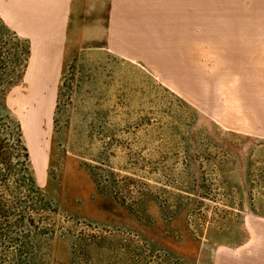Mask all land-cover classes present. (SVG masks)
Returning a JSON list of instances; mask_svg holds the SVG:
<instances>
[{
  "label": "rangeland",
  "instance_id": "1",
  "mask_svg": "<svg viewBox=\"0 0 264 264\" xmlns=\"http://www.w3.org/2000/svg\"><path fill=\"white\" fill-rule=\"evenodd\" d=\"M90 1L54 64L0 18V264H264V0L191 53L173 0L114 48Z\"/></svg>",
  "mask_w": 264,
  "mask_h": 264
},
{
  "label": "crops",
  "instance_id": "2",
  "mask_svg": "<svg viewBox=\"0 0 264 264\" xmlns=\"http://www.w3.org/2000/svg\"><path fill=\"white\" fill-rule=\"evenodd\" d=\"M173 1L174 4L171 5L175 6L174 10L180 13L178 21H181L182 27L191 28L185 32L181 31V35L187 38L186 41L184 39L182 41L185 44L183 50L191 53L190 44L195 43L194 28L199 26L189 18L199 17L196 8L201 4V0ZM91 2L92 0L90 4ZM105 3L102 7L104 6V10L107 11V29L109 27L112 29L111 46L113 48L116 43V33L121 32L117 27L121 18L133 24V29L143 28L144 33L146 28L152 27L154 22L168 20L166 12L169 5L166 0L165 5L156 0H107ZM86 4L89 6L88 0H0V18H3L19 36L27 39L32 57L40 53L41 56L43 54L42 57H46L45 59L53 60L54 64V61L59 59L58 54L67 44L69 37L74 35L73 29H78L76 25L70 24L74 19L72 15H78V12H81L80 7ZM120 13L123 16L120 17ZM190 20L192 22H189ZM139 32L137 31V34H140ZM150 32L147 33L150 35ZM127 44L132 45L129 42Z\"/></svg>",
  "mask_w": 264,
  "mask_h": 264
},
{
  "label": "trees",
  "instance_id": "3",
  "mask_svg": "<svg viewBox=\"0 0 264 264\" xmlns=\"http://www.w3.org/2000/svg\"><path fill=\"white\" fill-rule=\"evenodd\" d=\"M29 49V48H28ZM26 54H28V51H25Z\"/></svg>",
  "mask_w": 264,
  "mask_h": 264
}]
</instances>
